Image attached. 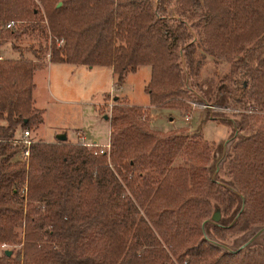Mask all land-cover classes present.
Instances as JSON below:
<instances>
[{"label":"trees","instance_id":"16d2710c","mask_svg":"<svg viewBox=\"0 0 264 264\" xmlns=\"http://www.w3.org/2000/svg\"><path fill=\"white\" fill-rule=\"evenodd\" d=\"M39 2L0 0V24L22 21L7 31L11 38L49 32L51 62L109 66L116 85L147 64L149 103L186 110L184 100L211 99L198 81L210 56L230 61L210 90L215 103L264 109V0ZM14 46L19 57L0 59V246H20L0 250V264H264V240L239 249L217 240L264 225V125L248 129V114L229 120L227 186L203 164L205 141L177 128L157 133L133 105L111 106L104 152L33 139L28 159L12 161L23 145L10 139L42 120L32 97L40 63ZM42 50L30 47L36 58ZM178 154L183 162L174 164ZM213 208L232 216L211 225L216 239L202 225Z\"/></svg>","mask_w":264,"mask_h":264},{"label":"rangeland","instance_id":"374dc122","mask_svg":"<svg viewBox=\"0 0 264 264\" xmlns=\"http://www.w3.org/2000/svg\"><path fill=\"white\" fill-rule=\"evenodd\" d=\"M34 2L41 7L39 0H34ZM175 6L176 4L173 3L170 7L174 9ZM204 10V8L189 9L187 14ZM192 16L193 22H195L197 15ZM15 21L16 24L12 27L13 29H17L22 23L20 19H15ZM5 23L6 21L0 24V54L3 58L19 57L20 53L14 46L17 44L21 48H26L22 53L23 56L35 59L37 63H40L39 67H44L49 62L50 33L48 32V37L40 33H23L18 38H11L7 35V31L12 28L5 27ZM39 46L43 50L40 57L36 58L30 51V47L37 48ZM238 54L239 52L231 54V58ZM207 57V61L199 69L198 81L201 83L205 95L210 96L211 99L210 101H206V99L202 101L184 100L186 110L178 106L168 107L149 103L148 94L145 91V84L149 78L150 70L147 64L139 65L134 71L127 72L120 85L114 83L115 74L105 65L87 66L84 64L73 65L53 62L47 67L38 68L33 74L35 83L33 96L36 103V106L35 104L34 106L42 109L44 121L40 124L41 126L38 124L36 127L28 128L30 137L36 140H44L38 133L37 127L39 126V129L47 137L53 133H55V136L58 133H64L67 134L68 139L66 141L78 142L74 140L77 137L75 131L79 130L85 134L87 142L95 140L97 145H102L108 140V116L111 106L114 104L140 106L143 109L140 118L149 129L164 134L167 131L173 132L177 128L179 132L187 136L197 135L198 139L205 141L210 149L208 150L210 156L208 160H204L203 164L208 169L209 175L226 186L232 185L230 177L225 172L224 165V157L230 150L228 141L229 120L237 121L240 118L239 113L248 114V129L263 126L264 109L252 102L237 104L230 101V99H227L225 103H215L212 97L214 91L211 93L210 90L214 89L220 81L219 77L228 72L230 61L222 60L215 64L210 61V56ZM103 115H106V118ZM22 130L18 129L16 135L20 136ZM247 131L246 128V130H241L240 133L245 135ZM57 139L56 137L53 141ZM217 144L222 145V152L213 149ZM97 148L99 146L95 145L94 149ZM16 159H18L17 154L11 157L12 161ZM182 162V155H176L173 163L180 164ZM209 202L211 206L215 204L213 200H209ZM236 206L237 204L234 207ZM212 210L213 213L216 209ZM210 214L209 216H211ZM231 219V214L224 216L218 211L215 219L208 218L209 221L202 224L203 232L212 237L211 225L213 223H227ZM260 227L261 225H254L243 231H232V233H227L221 240L220 238H217V240L228 247H234L242 244ZM214 238L216 239V237ZM263 240L264 229L248 243L259 245ZM19 246V244H2L0 250L5 247H12L14 249L13 254H15Z\"/></svg>","mask_w":264,"mask_h":264},{"label":"built area","instance_id":"2783aa9c","mask_svg":"<svg viewBox=\"0 0 264 264\" xmlns=\"http://www.w3.org/2000/svg\"><path fill=\"white\" fill-rule=\"evenodd\" d=\"M16 24V21L14 19H9L5 23V27L12 28ZM62 40H59L58 42H61ZM3 56L0 54V59H2ZM32 138L30 137V130L29 129H23L20 136H15L14 138L10 139V142L12 145H18L22 144V148L16 153L19 160H27L29 157V146L32 142ZM82 144H85L87 146L96 145L99 146V148L94 149L93 153H100L104 152L108 148V142H105L102 145H97L94 142H81Z\"/></svg>","mask_w":264,"mask_h":264},{"label":"crops","instance_id":"0c3cea01","mask_svg":"<svg viewBox=\"0 0 264 264\" xmlns=\"http://www.w3.org/2000/svg\"><path fill=\"white\" fill-rule=\"evenodd\" d=\"M52 63H53V62L49 61V62H47V63L45 64L44 67H47V66H49V64H52ZM68 64H73V63H68ZM73 65H75V64H73ZM44 67H38V68H44ZM108 67H109V66H108ZM38 68H37V69H38ZM109 68H110V67H109ZM110 69H111V68H110ZM111 72H112V71H111ZM112 73H113V72H112ZM34 88H35V87H34ZM34 88H33V90H34ZM32 97H33L34 104H35V106H36L35 98H34V96H33V91H32ZM103 117L106 118L104 115H103ZM43 121H44V117H43V115H42V120H41V122L39 123V126H41L40 124H42ZM39 126L37 127L38 133L43 137V139H44L45 141H53L54 138L57 137V136L54 135L55 133H53V134H51L49 137H47L46 135H44L43 131H41V129H39ZM61 132H62V131H61ZM75 132H76L77 137L75 138L74 141H78V142H80V141H84V142H87V140H86V138H85L86 136H85L84 133H82V131L76 130ZM58 134H59V133H58ZM107 138H108V137H107ZM66 139H68V138H67V134H66ZM72 141H73V140H72ZM91 142L96 143L95 140H91Z\"/></svg>","mask_w":264,"mask_h":264},{"label":"water","instance_id":"95a60500","mask_svg":"<svg viewBox=\"0 0 264 264\" xmlns=\"http://www.w3.org/2000/svg\"><path fill=\"white\" fill-rule=\"evenodd\" d=\"M58 4H60V2H58ZM104 116H106V115H104ZM57 138L58 139H61V140H64V139H66V135L64 134V133H61V134H58L57 135ZM217 213H218V210L216 209L213 213H212V215H211V218L212 219H215L216 217H217ZM262 229H264V225L263 226H261L260 228H258L255 232H254V234L251 236V237H249L247 240H245L242 244H240L239 246H238V249L239 248H241V247H243L244 245H246L256 234H258ZM6 252L9 254L10 253V250H6Z\"/></svg>","mask_w":264,"mask_h":264}]
</instances>
